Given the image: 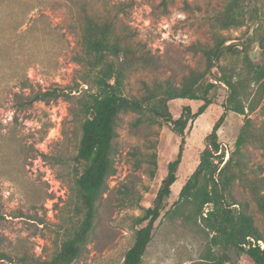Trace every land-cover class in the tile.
Wrapping results in <instances>:
<instances>
[{"label":"rangeland","instance_id":"rangeland-1","mask_svg":"<svg viewBox=\"0 0 264 264\" xmlns=\"http://www.w3.org/2000/svg\"><path fill=\"white\" fill-rule=\"evenodd\" d=\"M88 1L95 8H102L106 2L121 3L120 16L133 30L135 39L160 59L158 67L138 69L129 75L127 88L132 94H141L143 83L151 85L167 78L179 82L190 68L203 72L204 79L210 81L217 75L218 68L209 66L206 70L204 58L193 53L190 46L197 42L211 43L208 18L225 0ZM260 2L264 21V0ZM64 4L65 0H0V249L12 256L51 257L66 229L76 220L68 203L67 182L78 141V124L69 114L71 103L61 98L50 103L35 102L29 110L15 113L12 101V92L26 80V92L56 86L68 88L77 80L79 66L73 57L79 50L78 31ZM247 26L221 31L229 38L226 44L235 43L240 48V42L254 25ZM247 52L254 62L263 59L257 43H251ZM234 57L240 60L242 54H226L219 64ZM209 95L213 102L191 119L184 130L181 161L166 200L167 208L177 200L181 186L198 163L207 134L223 112L226 88L216 84ZM201 103V100L174 99L168 102V107L176 118L183 107L195 112ZM248 116L258 124L264 120V109L258 107ZM136 117L135 113L120 116L114 155L116 173L109 178L108 187L117 196L120 184L134 180L141 194L139 207L123 208L112 200L96 228V238L72 264L123 263L124 253L132 243L130 216L152 203L167 163L177 154L181 137L171 124L161 121L135 125ZM243 119V115L226 112L217 131L224 159L233 148ZM136 150L156 153L153 177L145 172L146 163L135 167ZM250 151L252 168L264 173V153L259 149ZM234 193L238 200L248 201L249 212L264 236V213L238 185ZM176 223L172 225L163 217L156 222L141 264H193L197 260L206 244L204 235L194 226ZM236 264L253 263L242 253Z\"/></svg>","mask_w":264,"mask_h":264},{"label":"trees","instance_id":"trees-1","mask_svg":"<svg viewBox=\"0 0 264 264\" xmlns=\"http://www.w3.org/2000/svg\"><path fill=\"white\" fill-rule=\"evenodd\" d=\"M64 5L78 31L79 50L73 57L79 66L77 80L68 88L56 86L30 92H26V80L12 92V101L15 113L29 110L35 102L50 103L61 98L71 103L69 114L78 124V141L67 182L68 203L76 220L66 229L58 250L51 257L12 256L0 249V264H72L96 238V228L112 200L123 208L139 207L141 194L134 180L120 184L117 196L108 187L109 178L116 173L117 127L123 113L137 114L135 125L169 123L181 142L175 158L167 163L166 174L152 203L140 208L139 214L130 216L132 243L124 253L122 264L142 263L156 222L162 217L172 225L178 222L182 227L194 226L204 235L205 247L193 264H236L242 253L253 264H264V247L244 246L247 237L262 240L264 244V236L249 212L248 201L238 200L234 193L238 185L264 213V173L250 164L251 149L264 153V120L257 124L248 116L258 107L264 109V21L260 0L251 3L225 0L208 18L211 43L197 42L190 46L193 53H200L204 58L206 70L209 66L218 68L212 78L215 82L204 79L203 72L190 68L179 82L167 78L151 85L143 83V92L139 95L128 91L129 75L138 69L158 67L160 59L135 39L133 30L120 16L121 3L106 2L102 8H95L88 0H65ZM251 23L254 26L240 42V48L235 43L226 44L229 38L221 31ZM251 43H257L263 53L259 62L249 57ZM226 54H242V57L219 64ZM216 84L226 88L223 112L207 134L198 163L181 186L177 200L167 208L166 200L181 161L184 130L191 119L201 115L213 102L209 93ZM174 99L202 103L195 112L188 106L183 107L174 118L168 107V102ZM228 111L243 115L244 119L233 148L224 159L225 151L218 142L217 131ZM13 118L16 120L17 115ZM133 154L135 167L146 163L145 172L153 177L157 168L156 153L136 150Z\"/></svg>","mask_w":264,"mask_h":264},{"label":"built area","instance_id":"built-area-1","mask_svg":"<svg viewBox=\"0 0 264 264\" xmlns=\"http://www.w3.org/2000/svg\"><path fill=\"white\" fill-rule=\"evenodd\" d=\"M249 245H251V246L258 245L260 247V249H263V247H264L262 240H256L255 241L253 238L247 237V244H244V246L248 247Z\"/></svg>","mask_w":264,"mask_h":264}]
</instances>
